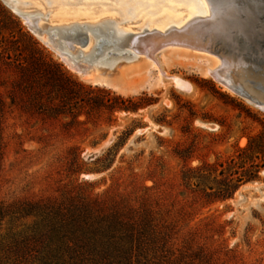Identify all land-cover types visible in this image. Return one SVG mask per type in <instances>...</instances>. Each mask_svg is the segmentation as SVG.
I'll list each match as a JSON object with an SVG mask.
<instances>
[{
    "label": "rangeland",
    "instance_id": "obj_1",
    "mask_svg": "<svg viewBox=\"0 0 264 264\" xmlns=\"http://www.w3.org/2000/svg\"><path fill=\"white\" fill-rule=\"evenodd\" d=\"M59 1L71 3L57 19L52 0H28L18 9L34 15L23 17L0 0V202L59 198L79 184L91 196H118L135 206L150 196L156 218L172 229L175 248L197 251V263L208 253L216 264H264V110L203 77L208 60L217 57L189 47L170 46L153 64L146 58L131 68H123L126 56L107 60L111 68L92 66L93 58L90 66L75 64L119 88L92 84L23 18L34 29L40 24L51 42L48 28L73 22L114 20L137 34V11L147 17L146 6L155 0ZM124 3L137 9L131 18L119 13ZM101 5L106 10L96 13ZM75 9L93 13L78 18ZM80 33L88 37L83 27L64 39L73 57L85 48L73 39ZM130 43L131 37L121 46L100 41L97 55ZM7 228L3 224L0 234Z\"/></svg>",
    "mask_w": 264,
    "mask_h": 264
},
{
    "label": "trees",
    "instance_id": "obj_2",
    "mask_svg": "<svg viewBox=\"0 0 264 264\" xmlns=\"http://www.w3.org/2000/svg\"><path fill=\"white\" fill-rule=\"evenodd\" d=\"M4 147L0 135V172ZM85 185L59 198L0 202V230L8 226L0 234V264H216L208 253L197 263V251L175 248L150 196L135 206L118 196H91Z\"/></svg>",
    "mask_w": 264,
    "mask_h": 264
},
{
    "label": "bare ground",
    "instance_id": "obj_3",
    "mask_svg": "<svg viewBox=\"0 0 264 264\" xmlns=\"http://www.w3.org/2000/svg\"><path fill=\"white\" fill-rule=\"evenodd\" d=\"M2 1L17 15L22 17L34 15L33 13L18 9L19 6H27L28 0ZM52 1L55 2V5L52 7L55 13L53 17L57 19L59 16L64 18L63 14L69 12L70 7H67V5L69 6L71 2L66 3L59 0ZM116 1L118 2L119 0ZM141 1L142 0L139 2ZM202 2L203 1L200 0H155V3L152 2L154 3L153 5L152 3H148L146 6L148 9L147 12L152 14L153 17L148 13L149 17H144L146 16V12H144L145 6L144 10H142L144 13H141V15L144 14L141 17L143 19L139 18L140 14L138 15L137 11L136 15L138 17H136L140 20L137 21L141 23L138 27L140 31L137 34L128 29H122L114 20L102 23L73 22L63 26L48 28L49 32L54 33V42H51L47 39L46 35L39 32L41 31L40 24H37L36 29H34L24 18L23 23L28 26L30 32L35 37L49 47V49L53 50L68 68L79 74L84 73L85 75L83 76L90 79L94 85H106L115 89L119 88L115 82L109 81L104 75L88 73L87 69L75 65V61H78L77 59L80 58L79 56L81 55L82 60L80 63H84L87 66L91 64L92 66L111 68L114 64L110 65V61L104 59L106 58L105 55L110 52L109 48H104L102 52L97 55L98 52H96V49L100 41L111 40L113 45L121 46L126 41L129 34L133 35V37H131L130 47L133 46V44H136V47L133 50L134 55L126 59L128 64L124 65L123 68L134 67L143 63L146 58L150 61L151 65L154 63L155 54L159 51L161 52L162 50L169 49L170 46L189 47L204 50L205 52L216 55L215 58L217 57V59H209L208 63L201 71L202 76L205 78H211L210 73L221 68L222 74L220 75L225 79H229L231 78L230 75H238L243 72V68H249L248 66L251 64V60L264 61V23L262 18L264 14V0H205L207 6ZM125 3L122 5L126 8L123 9L124 11H121L122 9L120 7L121 10L118 9L119 13H125L126 11L127 17L131 16V12L132 15H135L137 9H134V13L132 11V6L134 4L131 6L130 3L128 4L130 6H125ZM82 4L83 6H92L88 3ZM140 6L143 7L141 4ZM192 7H195V9ZM93 8L91 7L92 10ZM137 8L139 9V7ZM87 10L81 11L75 9L73 13H75L78 18H88L92 16L93 12L90 13ZM105 10V7L101 5L99 9L94 11H96V13H104ZM37 15L42 16L40 13ZM123 15L121 16L123 17ZM136 17L134 19H136ZM190 17L191 19L187 20ZM195 17L196 19L190 23L189 21ZM120 20L121 24H123L125 22L127 23L129 19H121L120 17ZM134 22H136V20ZM83 27H86L89 39L83 51L78 56L73 57V54L71 55L68 53L64 39L66 37L70 38V36L68 37L66 35L70 31L78 30L79 32V29H83ZM171 27L179 29L182 33L166 36L165 31ZM144 33H149L151 35L135 42L136 38ZM82 34L84 33L77 34L73 39H78ZM216 49H218L219 52H216ZM84 58H87L86 61ZM90 59H92V61H90L89 64L88 61ZM114 62L115 61H113V63ZM175 83L178 87L182 85V82L179 80H175ZM253 103L260 109H264L263 105L257 104L256 102Z\"/></svg>",
    "mask_w": 264,
    "mask_h": 264
},
{
    "label": "water",
    "instance_id": "obj_4",
    "mask_svg": "<svg viewBox=\"0 0 264 264\" xmlns=\"http://www.w3.org/2000/svg\"><path fill=\"white\" fill-rule=\"evenodd\" d=\"M262 18H263V23H264V14L262 15ZM195 19L196 17L192 18V20H190L189 22L191 23V21H194ZM175 33L180 34L182 33V31H180L177 28H173V27L165 31L166 36H170ZM150 35L151 34L149 33H144L138 36L135 42L141 38L143 39ZM128 37H133V35L129 34ZM87 38H88L87 36L82 34L78 38V40H76V42L79 44L80 47H83L87 42ZM135 47H136V44H133V46L127 47V49L125 50L110 51L105 55L106 58L104 59L112 60L113 58H120L124 56H126V58H129L133 55V50L135 49ZM216 50H217L216 52H219L218 49ZM96 51L98 53L100 52L99 49L98 50L96 49ZM194 51H197V50H194ZM197 52H203V51H197ZM84 59L86 61L87 58H84ZM77 63H80V60L75 61V64ZM248 67L249 68H245V69L243 68V72L239 73L238 75L236 74L230 75L231 78L229 79H225L224 77H222V75H220L222 74L221 68H219L217 71L211 72L210 76L213 81L223 85L225 88H227L229 91L233 92L234 94H237L241 97L251 100L252 102H256L257 104L264 106V61L251 60V64Z\"/></svg>",
    "mask_w": 264,
    "mask_h": 264
}]
</instances>
